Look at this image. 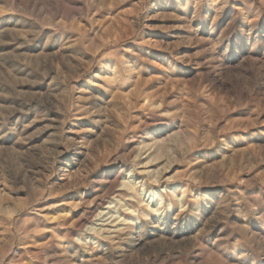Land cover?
Here are the masks:
<instances>
[{
    "label": "rangeland",
    "instance_id": "rangeland-1",
    "mask_svg": "<svg viewBox=\"0 0 264 264\" xmlns=\"http://www.w3.org/2000/svg\"><path fill=\"white\" fill-rule=\"evenodd\" d=\"M0 264H264V0H0Z\"/></svg>",
    "mask_w": 264,
    "mask_h": 264
}]
</instances>
